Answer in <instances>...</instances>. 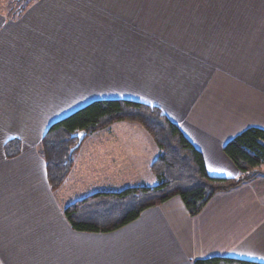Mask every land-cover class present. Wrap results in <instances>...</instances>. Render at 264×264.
<instances>
[{
    "label": "crops",
    "instance_id": "crops-1",
    "mask_svg": "<svg viewBox=\"0 0 264 264\" xmlns=\"http://www.w3.org/2000/svg\"><path fill=\"white\" fill-rule=\"evenodd\" d=\"M7 17L0 10V264L264 263V171L215 193L194 216L175 196L119 229L87 233L67 223L37 150L73 111L130 99L177 124L210 176H238L223 146L247 127L264 129V0H38ZM129 126L99 154L116 182L100 177L104 187L150 173L146 157L157 149ZM11 138L22 149L7 159Z\"/></svg>",
    "mask_w": 264,
    "mask_h": 264
},
{
    "label": "trees",
    "instance_id": "trees-1",
    "mask_svg": "<svg viewBox=\"0 0 264 264\" xmlns=\"http://www.w3.org/2000/svg\"><path fill=\"white\" fill-rule=\"evenodd\" d=\"M22 9L11 16H16ZM116 121L138 124L153 139L157 154L150 162L149 170L156 183L120 190H99L73 200L65 205L63 214L74 231H114L134 221L143 210L158 206L175 196L181 198L188 214L194 216L215 193L235 188L263 173L264 129L247 127L227 141L223 151L239 169V175L232 178L213 177L206 171L201 152L159 107L114 98L94 100L48 127L39 143L38 152L45 162L46 178L52 189L64 181L74 163L79 145L75 134L79 131L88 134ZM20 151L21 142L18 139L11 138L4 143L6 158L16 156ZM193 264L264 263L229 256H211L194 259Z\"/></svg>",
    "mask_w": 264,
    "mask_h": 264
},
{
    "label": "rangeland",
    "instance_id": "rangeland-1",
    "mask_svg": "<svg viewBox=\"0 0 264 264\" xmlns=\"http://www.w3.org/2000/svg\"><path fill=\"white\" fill-rule=\"evenodd\" d=\"M36 1L38 0H0V10L5 11L7 13V16H8L7 18L16 19V18L21 17V15L24 14L25 11L31 5L35 4ZM20 9H22V12L18 13L16 16H11L13 15V13H15L16 11ZM115 124L122 125V126L114 127L113 130L111 131L112 134L110 133L108 134L107 128H109L110 126L112 127ZM129 124L137 125V127L139 126L138 129H140V131L139 132L134 131L135 133H146L145 135L147 136L148 141L145 142V146H148L149 143L151 142L154 146V149L155 148L157 149V147L155 146V143L153 142V139L148 135L146 131L142 129L140 125L127 122V121H116V122L111 123L108 126H102L96 131L85 134L82 140L79 141L78 148L76 149V152H75L76 154L74 155V163L70 167V170L67 172V175L64 181L59 186L55 187L54 189H52L50 184L48 183L51 191L55 194L57 199L59 198V200L61 201L62 212H63V208L65 207V205L75 200L73 199L74 197L70 199L69 197L79 191L84 192L82 194H85L84 196H86L87 194H90L92 192L99 191V190L101 191L102 190H105V191L120 190L122 188L130 187L134 185H141V184L153 185L156 183L154 175L150 172L149 174L146 175L147 177L144 178L145 181L138 182V181H135V179L132 177L130 178V180L128 181L126 180V182H122L123 184H125V186H123L122 188L114 189V188H111L110 186L109 187L102 186L104 185V183H106L104 182V180L100 179V177H103V176L104 177L102 179H108L107 183L115 184L116 182H113L112 178L109 179L110 177H114V176H113V172L111 168H109L110 163L108 162L107 157L106 156L101 157L99 154L101 153V150L103 149L108 150L113 147V145L117 141L115 139L117 135H125V134L133 132ZM21 149H22V146H21ZM19 154L11 158H7V159H13L17 157ZM146 159L148 161V163L145 164L146 166L145 169L147 171V168L149 170L150 162L153 159L151 160L149 157H146ZM261 168L264 171V167L262 166ZM45 169H46V166H45ZM63 169L66 170L67 168H63ZM121 175H123V173H121L119 176ZM115 176H118V175H115ZM137 176L138 175H136V177ZM118 180L121 181L119 178ZM98 186H101V187L98 188Z\"/></svg>",
    "mask_w": 264,
    "mask_h": 264
},
{
    "label": "water",
    "instance_id": "water-1",
    "mask_svg": "<svg viewBox=\"0 0 264 264\" xmlns=\"http://www.w3.org/2000/svg\"><path fill=\"white\" fill-rule=\"evenodd\" d=\"M75 135L78 137L79 141H81L83 136L85 135V131H79Z\"/></svg>",
    "mask_w": 264,
    "mask_h": 264
},
{
    "label": "snow or ice",
    "instance_id": "snow-or-ice-1",
    "mask_svg": "<svg viewBox=\"0 0 264 264\" xmlns=\"http://www.w3.org/2000/svg\"><path fill=\"white\" fill-rule=\"evenodd\" d=\"M210 170H213L214 171V169H210Z\"/></svg>",
    "mask_w": 264,
    "mask_h": 264
}]
</instances>
